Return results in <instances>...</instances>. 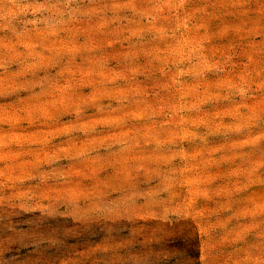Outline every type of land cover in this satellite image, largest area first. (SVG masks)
Instances as JSON below:
<instances>
[{
    "label": "rangeland",
    "instance_id": "rangeland-1",
    "mask_svg": "<svg viewBox=\"0 0 264 264\" xmlns=\"http://www.w3.org/2000/svg\"><path fill=\"white\" fill-rule=\"evenodd\" d=\"M0 264H264V0H0Z\"/></svg>",
    "mask_w": 264,
    "mask_h": 264
}]
</instances>
